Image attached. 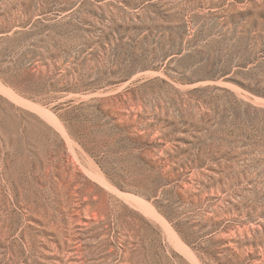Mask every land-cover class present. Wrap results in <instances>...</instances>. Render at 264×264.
<instances>
[{
    "label": "rangeland",
    "instance_id": "1",
    "mask_svg": "<svg viewBox=\"0 0 264 264\" xmlns=\"http://www.w3.org/2000/svg\"><path fill=\"white\" fill-rule=\"evenodd\" d=\"M0 264H264V0H0Z\"/></svg>",
    "mask_w": 264,
    "mask_h": 264
}]
</instances>
